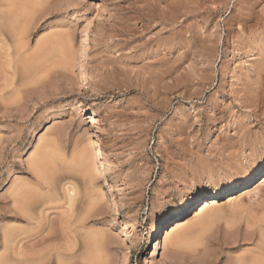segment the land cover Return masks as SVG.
I'll use <instances>...</instances> for the list:
<instances>
[{
  "label": "rangeland",
  "instance_id": "1",
  "mask_svg": "<svg viewBox=\"0 0 264 264\" xmlns=\"http://www.w3.org/2000/svg\"><path fill=\"white\" fill-rule=\"evenodd\" d=\"M11 3L0 5L13 12L0 19V264H264V186L230 190L264 160V0ZM63 180L80 192L71 210ZM221 182L219 205L191 218L195 193Z\"/></svg>",
  "mask_w": 264,
  "mask_h": 264
},
{
  "label": "bare ground",
  "instance_id": "2",
  "mask_svg": "<svg viewBox=\"0 0 264 264\" xmlns=\"http://www.w3.org/2000/svg\"><path fill=\"white\" fill-rule=\"evenodd\" d=\"M9 1V0H8ZM12 1V0H11ZM11 1L9 2V4H6V3H8L7 1H5V0H0V5H10V4H12L11 3ZM4 2H5V4H4ZM9 7V6H8ZM7 7V8H8ZM4 8H6V7H4ZM9 9V8H8ZM8 9H7V11H8ZM6 11V10H5ZM6 11V13L5 12H2L1 10H0V19L2 20V18L3 17H5V18H7V17H9L11 14H13V12L12 13H10V15L8 14V12ZM9 11H10V9H9ZM21 12V11H20ZM22 14H23V12H22ZM9 15V16H8ZM26 14L24 13V16H25ZM2 16V17H1ZM23 16V15H22ZM4 20L5 19H3L2 21L4 22ZM7 20V19H6ZM17 20V19H16ZM23 20H24V18H23ZM20 21V20H19ZM13 25V24H12ZM11 25V26H12ZM21 25H22V23H21ZM0 26H3L2 24H0ZM24 26V25H23ZM22 26V27H23ZM19 27V26H18ZM17 27V28H18ZM1 28V27H0ZM13 28V27H12ZM16 28V29H17ZM23 28H25V27H23ZM2 29V28H1ZM15 29V28H14ZM18 31H17V33H20V31H19V29H17ZM22 31V33L24 34V32H23V29H21ZM24 31H25V29H24ZM1 33V32H0ZM3 33V32H2ZM1 33V34H2ZM14 35V34H13ZM18 35V34H17ZM21 35V34H20ZM2 38V37H1ZM0 38V41H2L3 42V40ZM21 38H23V37H21ZM19 38H17V40H18ZM24 39V38H23ZM57 45V44H56ZM58 47H62V46H59L58 45ZM3 63H5V62H3ZM2 67V66H1ZM2 69V68H1ZM4 69H5V67H4ZM3 71V70H2ZM11 75H12V73H11ZM11 79V78H10ZM13 80V79H12ZM12 80H10L11 82H12ZM10 81H9V83H10ZM9 83H8V85H9ZM6 84V83H5ZM14 84V83H13ZM7 84H6V86H8ZM11 85V84H10ZM6 86H5V88H6ZM10 86H8V88H9ZM22 88V87H21ZM0 89H1V87H0ZM3 89H4V87L1 89L2 91H3ZM19 89H20V87H19ZM0 90V91H1ZM6 90V89H5ZM14 90V89H13ZM21 90H23V89H21ZM1 91V92H2ZM17 91V90H16ZM93 117L91 116V119H92ZM96 143V142H95ZM253 147V146H252ZM98 149V148H97ZM249 149H250V147H249ZM84 152H85V150H84ZM45 161V160H44ZM44 161H42V162H44ZM261 161V160H260ZM36 164V163H35ZM34 163H33V167L34 168H36L37 166H38V164H36L35 165ZM43 164V166H44V163H42ZM31 166V165H30ZM46 166V165H45ZM40 167V166H39ZM255 169H257V174H261L257 179H254L253 177H251L250 175H249V173L248 174H246V175H241V177H238V179L236 180V181H234V185H232L233 187L230 189V190H234V189H236V190H239L238 192H240V191H242V190H245V189H248L249 188V184L251 183V182H253V184H256L257 183V185L253 188V189H249V190H247V193L248 194H250L251 192H255L256 191V189H258L259 187H261V186H264V160L262 161V163H258V165L256 166V168ZM35 173V172H34ZM38 174V176H37V178H36V185L38 184L39 185V187H45L46 185V187H48L47 189H49L50 187H49V185L50 184H48V181H47V179H45L44 177H41L40 176V174H39V172L37 173ZM45 174V173H44ZM256 174V173H255ZM48 175H50V174H48ZM62 176V175H61ZM66 176V175H65ZM257 176V175H256ZM60 177V176H59ZM255 177V176H254ZM51 178H52V175H51ZM50 178V179H51ZM54 180H52V181H55L56 179L55 178H53ZM60 179V178H59ZM65 179V178H64ZM91 179V178H90ZM66 180V179H65ZM52 181H50V182H52ZM71 182V181H70ZM92 182V181H91ZM90 185H92L91 183H89ZM53 185V184H52ZM62 187H60L62 190H60V191H62L63 192V198H64V203H66L67 205H68V207L70 208V210H71V207H73V204H74V201H75V196H76V194H79L78 193V191L76 190V185L74 186L72 183H69L68 181H64L63 180V183H62V185H61ZM230 185H228V184H224V183H219L218 185H214L213 186V188L212 189H210L209 190V192L208 193H205L204 195H202L201 193H195V196H194V198L195 199H198L197 200V202H199L195 207H193V209L191 210V213L193 214L192 215V217L191 218H193V219H195V218H199L204 212H206V211H211L213 208H215V207H217L218 205H219V200L221 199V198H223L222 197V195L226 192V190H227V188L229 187ZM55 187V186H54ZM89 187V186H88ZM28 190V189H27ZM54 190V189H53ZM52 190V191H53ZM229 190V189H228ZM48 191H50V190H48ZM35 192H37V191H35ZM236 192V191H235ZM233 192V193H231L230 194V196H232L231 198H230V200H232V199H236L237 198V196L238 195H236L238 192ZM53 193V192H52ZM40 194V193H39ZM60 194V193H59ZM86 195V194H85ZM80 196V195H79ZM84 197V196H83ZM191 198V197H190ZM92 199V198H91ZM29 201V200H28ZM93 201H94V199H93ZM77 203H78V200L76 201ZM37 203V202H36ZM84 203V202H83ZM33 204V203H32ZM85 204V203H84ZM189 204V203H188ZM194 204V203H193ZM75 205V204H74ZM80 205V204H79ZM82 205V204H81ZM95 205H96V203H94V202H87V205H86V207L85 206H83V218H86L85 220H87V218H89L90 216H92L93 215V211L95 210L94 209V207H95ZM32 206V205H31ZM97 206V205H96ZM227 206V205H226ZM25 207V206H24ZM74 207H76V206H74ZM80 207H82V206H80ZM66 208V207H65ZM78 208L79 207H77V210H78ZM85 208V209H84ZM188 206H187V203L186 204H184L183 205V207L177 212V214L175 215V216H173L172 218H167V220H166V222H167V226L162 230V233H161V236L164 234V236H163V238L161 239V236H160V239H161V242H163V247H165L166 245H167V241H168V239L172 236V235H174L175 234V232H177V230L178 229H180L181 227H183L184 225H185V218H186V216L184 217V218H182L181 216L183 215V214H185L188 210ZM190 209V208H189ZM22 210H24V209H22ZM75 210V209H74ZM31 211V210H30ZM75 212V211H74ZM79 212V211H78ZM67 213V212H66ZM76 213V212H75ZM26 214V213H25ZM68 217V215H65V217ZM81 216V215H80ZM67 217H66V219H67ZM210 218V217H209ZM209 218H207V220L209 219ZM63 219H65V218H63ZM80 219H82V218H80ZM70 220V219H69ZM67 221V220H66ZM65 221V222H66ZM81 221V220H80ZM201 222V221H200ZM203 222H207V221H203ZM66 223H68V222H66ZM210 223V222H209ZM208 223V224H209ZM62 224V223H61ZM204 224V223H203ZM64 226H67L66 224H63ZM70 226L72 225V224H69ZM69 225H68V227H69ZM206 225V224H205ZM262 227V226H261ZM67 228V227H66ZM260 228V227H259ZM263 228V227H262ZM261 228V229H262ZM64 229V228H63ZM71 229V228H70ZM264 229V228H263ZM65 231H67L66 229H65ZM71 232V231H70ZM189 232V231H188ZM188 232H185L184 233V235H182V236H180V238H177L178 240L175 242V244L173 243V245L176 247V253H180L179 252V250H181L180 248H182V247H184L186 244L188 245L189 243H188V240L189 239H186V236H187V233ZM263 232V231H262ZM63 233H64V231H63ZM68 233V232H67ZM67 233H65L66 235L65 236H67V235H69V234H67ZM264 234V233H263ZM263 234H260V235H263ZM188 237V236H187ZM68 238H71V236H69ZM73 239V238H72ZM71 239V240H72ZM66 241H68V239L66 240ZM71 242H73V241H70V239H69V242L68 243H71ZM67 244V243H66ZM73 244H74V242H73ZM73 244H71L72 245V248L71 249H73L74 247H73ZM185 244V245H184ZM75 245V244H74ZM91 246H92V243L90 244ZM89 245V246H90ZM184 245V246H183ZM63 247H65V246H63ZM69 247H71V246H69ZM155 250H156V245H154V249H153V252H155ZM175 250V249H174ZM67 251L68 252H70L69 250H68V248H67ZM72 251V250H71ZM178 251V252H177ZM175 252V251H174ZM73 256V255H72ZM197 258H198V256H197ZM259 261V260H258ZM199 262H201V261H199ZM257 262V261H256ZM263 262V261H262ZM259 263H260V261H259ZM252 264H255V263H252ZM258 264V263H257Z\"/></svg>",
  "mask_w": 264,
  "mask_h": 264
}]
</instances>
